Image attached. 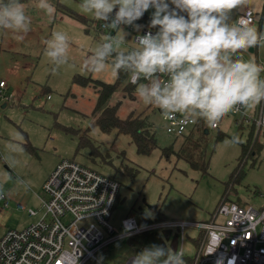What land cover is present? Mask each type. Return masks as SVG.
I'll return each instance as SVG.
<instances>
[{"label":"rangeland","instance_id":"374dc122","mask_svg":"<svg viewBox=\"0 0 264 264\" xmlns=\"http://www.w3.org/2000/svg\"><path fill=\"white\" fill-rule=\"evenodd\" d=\"M58 2L72 10L55 6L57 17L63 18L54 23L31 24L23 40L11 30L0 28V82L5 83L4 88L0 87V193H6L12 200L8 208H3L0 201V237L9 229H21L38 220L43 213L39 199V196L44 197L43 184L48 174L65 159L76 160L120 182L113 220L118 229L127 216L150 220L146 223L210 221L224 197L240 205L263 209L264 141L259 138L263 141L260 154L243 162L242 144L251 145L252 125L244 124L240 128L236 123L239 116L232 113L223 118L218 128L208 127L206 173L192 168L175 154L162 155L161 150L170 145L177 151L184 139L168 134L159 108L139 101L136 92L120 90L110 104L118 106L122 118L147 115L155 128L158 145L151 154L138 153L130 136L116 131L104 133L99 127H94L82 139L94 121L91 112L97 95L89 87L76 85L74 78L80 75L114 83L117 73L110 70V63L109 70L101 73L83 69L84 60L109 36L98 31L94 13L81 8L82 0H55L53 3ZM247 10L254 14L257 31L264 33L262 0H246L232 11L230 22H235ZM153 11L150 8L143 20L136 23L143 26L139 31L131 25L116 29L113 38L123 40L121 51L135 48L136 37L151 29ZM54 31H63L70 39L69 62L55 71L46 56V41ZM237 55L264 64V44L241 50ZM261 77L264 78V73ZM48 95L51 97L47 98ZM259 108L260 103L247 111L255 116ZM63 127L80 132L67 133ZM219 133L224 135L220 140L217 139ZM234 137L239 138L238 142H232ZM14 144L22 146L23 150L15 148ZM18 202L38 214L30 217L27 209H17ZM187 230L197 238L198 229ZM194 249V242L186 240L185 264H188L187 258L193 259ZM139 252L128 238H123L104 246L96 253L97 260L91 259L87 264H126Z\"/></svg>","mask_w":264,"mask_h":264},{"label":"clouds","instance_id":"9594fccd","mask_svg":"<svg viewBox=\"0 0 264 264\" xmlns=\"http://www.w3.org/2000/svg\"><path fill=\"white\" fill-rule=\"evenodd\" d=\"M246 0H82L81 8L96 19L109 22L113 29L131 25L154 9L150 26L158 28L136 39V47L121 51L123 40L106 37L84 60L85 71L130 74L133 84L141 79L136 96L155 105L165 120L181 114L184 123L203 119L216 128L223 118L240 107L252 109L264 101V64L238 56L241 50L264 44L247 16L231 21V13ZM38 7L53 16L49 0H38ZM118 9V10H117ZM115 11L114 16L112 15ZM186 14V15H185ZM21 0H0V28L11 30L23 40L31 30ZM70 39L54 31L46 41V56L53 70L69 62ZM114 59L109 62V58ZM167 76V80L162 79ZM15 139V138H14ZM234 137L232 142H238ZM22 151V146L14 144ZM129 264H185L183 254L153 244L131 257Z\"/></svg>","mask_w":264,"mask_h":264},{"label":"built area","instance_id":"2783aa9c","mask_svg":"<svg viewBox=\"0 0 264 264\" xmlns=\"http://www.w3.org/2000/svg\"><path fill=\"white\" fill-rule=\"evenodd\" d=\"M243 16L255 24L250 10L238 19ZM96 22L99 32L104 31L112 38L115 36L111 32L117 28L108 25L110 21L96 19ZM149 31L155 34L153 29H147L141 35ZM167 78L162 76L164 80ZM0 87H5L3 81ZM231 113L239 116L238 125H252L255 136L264 141V101L260 102L255 116L243 107ZM163 120L167 133L177 139L187 136L198 121L195 119L186 124L181 114ZM120 189L117 180L76 160H62L43 184L44 197L39 196L43 213L38 220L21 229H9L0 237V264H87L91 259L97 260L95 255L100 249L119 239L164 230L179 235L181 247L176 251L183 254L184 260L186 240L197 241H193L195 253L188 264H264V207L259 210L223 198L210 221L164 220L141 224L135 217L127 216L118 229L113 220ZM0 201L3 208H8L12 202L6 193H0ZM16 207L27 209L19 202ZM27 211L30 217L38 214L32 208ZM187 229H198L197 238L192 237Z\"/></svg>","mask_w":264,"mask_h":264},{"label":"trees","instance_id":"16d2710c","mask_svg":"<svg viewBox=\"0 0 264 264\" xmlns=\"http://www.w3.org/2000/svg\"><path fill=\"white\" fill-rule=\"evenodd\" d=\"M75 19H81L76 14L71 13ZM144 16L136 21L135 23L143 20ZM261 18L264 19V0L261 11ZM83 23H87L85 19H81ZM155 32L158 28H152ZM88 31V28L86 29ZM114 59V57L109 58V62ZM74 83L78 86L89 87L94 90L97 95L95 106L91 112L94 118L93 123L87 128L85 134H83L82 139H85L86 133L91 131L94 127H99L104 133H111L116 131L118 134H125L131 137V141L136 145L137 151L143 155H149L151 152L158 147L155 128L153 123L149 120L147 115H129L127 118H122L118 114V106L111 105L110 102L112 97L118 93L120 90L127 91L130 94L136 92L139 83H144L140 80L137 84H132L130 82V74L120 71L117 73V77L114 83H105L99 80H95L92 77L76 76L74 78ZM244 123H240L238 126L242 128ZM67 133H79L80 131L71 128L63 127ZM255 128L252 126L250 130V138H252L251 145L242 144L244 160L251 156H256L260 154L263 149V144L258 137L255 136L253 132ZM207 130V132H206ZM209 133V128L203 119L198 118L196 126L193 130L185 136L179 149L176 151L173 145L163 148L162 155L170 157L175 154L177 158L186 160L192 168L200 170L204 173L208 169V155L205 146L206 135ZM224 137L223 134H218L217 139L220 140ZM226 198V197H224ZM148 219H141V224H146L149 222ZM196 241V240H193ZM130 245L134 246L137 250L142 251L144 248L149 247L153 244L163 245L165 247H170L173 251L178 249L179 245V235L171 230L151 231L143 233L139 236L129 238ZM197 243V241H196ZM188 263L192 260L187 258Z\"/></svg>","mask_w":264,"mask_h":264},{"label":"crops","instance_id":"0c3cea01","mask_svg":"<svg viewBox=\"0 0 264 264\" xmlns=\"http://www.w3.org/2000/svg\"><path fill=\"white\" fill-rule=\"evenodd\" d=\"M21 2L24 4L26 15H28L31 18V24H35V23L45 24L48 21H49V23L50 22L54 23V22H56V20H61V18H63L62 16L57 17L56 13H54V15L51 17L48 16L44 10H42L41 8L38 7V0H21ZM53 2H55V0H49V3L52 4L54 6V8L56 6V7H60L61 9L65 10V11H69V10L71 11L72 10V9L66 7L64 4H63L64 7H62L60 2H58L57 4H55ZM262 6H263V0H262ZM60 8H58V11L62 12V10H60ZM69 15L71 16V13ZM53 18H54V20H53ZM116 32L117 31H115L114 35H116ZM130 48H132V47H130ZM254 50H252V52ZM126 52H128V51H126ZM48 96L51 97V95H48ZM159 112H160V110H159ZM194 251H195V249H194Z\"/></svg>","mask_w":264,"mask_h":264},{"label":"water","instance_id":"95a60500","mask_svg":"<svg viewBox=\"0 0 264 264\" xmlns=\"http://www.w3.org/2000/svg\"><path fill=\"white\" fill-rule=\"evenodd\" d=\"M114 33H115V31H112V32H111L112 35H114ZM160 113H161V110H160ZM206 132H207V130H206Z\"/></svg>","mask_w":264,"mask_h":264}]
</instances>
